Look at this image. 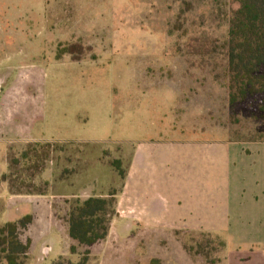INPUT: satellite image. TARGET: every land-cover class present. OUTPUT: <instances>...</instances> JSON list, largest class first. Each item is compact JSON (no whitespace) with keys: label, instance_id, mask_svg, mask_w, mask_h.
<instances>
[{"label":"rangeland","instance_id":"1","mask_svg":"<svg viewBox=\"0 0 264 264\" xmlns=\"http://www.w3.org/2000/svg\"><path fill=\"white\" fill-rule=\"evenodd\" d=\"M237 8L234 0H0V60L28 66L26 82L17 71L11 87L47 104L46 135L96 137L106 151L134 153L126 218L205 230L226 244L219 251L211 242L205 258L185 247L205 244L199 231L124 233L116 217L87 264H264V137L254 131L264 133V117L249 113L251 100L228 103ZM7 168L0 153V172ZM62 253L56 242L44 264Z\"/></svg>","mask_w":264,"mask_h":264},{"label":"trees","instance_id":"2","mask_svg":"<svg viewBox=\"0 0 264 264\" xmlns=\"http://www.w3.org/2000/svg\"><path fill=\"white\" fill-rule=\"evenodd\" d=\"M238 8L232 11L228 30V103L231 108L251 100L249 113L256 112L264 117V0H234ZM61 55L57 53L59 59ZM262 98V99H260ZM256 112L252 115L258 119ZM238 122V119L235 120ZM261 138L264 133L254 130ZM264 141V139H262ZM55 148V150H54ZM63 150L58 142H34L26 145L19 152H9L7 171L0 176L11 195H47L51 184L43 179L54 152ZM16 153V155H14ZM22 166V168H21ZM112 166L121 179L125 170L120 159H114ZM25 176V177H23ZM117 190H111L107 196L93 195L86 199L57 198L52 203L53 216L57 220V229L76 242L69 248L70 254H78V260L72 261L67 255H60L51 264H87L94 248L103 245L111 221L116 215ZM4 203L0 199V214L4 212ZM33 216L26 214L16 220L0 222V264H29L31 260L29 239L22 238L32 223ZM206 238L185 247L191 254L201 255L208 244L217 241L218 250L225 248V242L218 236L200 232ZM196 248V249H195ZM208 263L215 264V261Z\"/></svg>","mask_w":264,"mask_h":264},{"label":"crops","instance_id":"3","mask_svg":"<svg viewBox=\"0 0 264 264\" xmlns=\"http://www.w3.org/2000/svg\"><path fill=\"white\" fill-rule=\"evenodd\" d=\"M11 58L0 60V153L4 155L7 165L6 156L9 152H19L29 143L34 142H53L59 141L60 144H79L73 147L63 145V150L56 152V162L49 161L47 168L44 170L42 177L51 184L50 192L47 195H11L5 182L0 183L4 186L3 194L7 208L1 214V219L7 216L4 221L13 220L8 216L13 207L17 208L18 218L31 214L33 216L32 223L28 226L29 235L26 239L31 242L30 254L31 260L29 264H44V259L54 249L56 242L63 243L64 253L72 260L69 248L76 242L67 237L66 234L57 229V220L53 216L52 203L57 198H75L86 199L90 196H107L111 190H117L116 213L111 221L109 233L112 231L114 219L117 221V227H121L124 233L132 232L136 229L146 227L150 229H166L169 228L183 231H199L189 227L179 228L161 225H141L136 217L126 218L127 214H132V208L127 209L126 201L128 195L125 193L128 187L127 178L132 164L133 154L128 158L127 150L117 147L114 152L106 151L101 146L100 139L86 138L77 135V138L62 137L55 140L52 136H47L44 131L45 114L47 112V104L37 102L28 96L24 91L13 89L12 77L17 71L22 73L21 80L25 83L28 78V66L20 64L15 66L11 63ZM31 72L37 71L30 69ZM39 106V107H38ZM106 104H103V115H106ZM81 118V115H79ZM88 117L81 118V121L88 120ZM81 123V122H80ZM64 125V123H62ZM95 132V131H94ZM95 134V133H94ZM128 158V160H127ZM114 159L126 160L125 178L121 179L117 170L112 166ZM6 172V171H4ZM3 172H0V176ZM16 218V219H18ZM15 219V220H16ZM127 219V221H124ZM31 228V230H30ZM27 230V229H26ZM213 234V233H212ZM108 237V236H107ZM25 239V240H26ZM57 256V257H58ZM56 257V258H57ZM55 258V259H56ZM76 262V261H75Z\"/></svg>","mask_w":264,"mask_h":264}]
</instances>
